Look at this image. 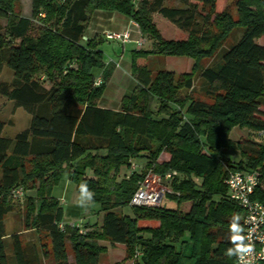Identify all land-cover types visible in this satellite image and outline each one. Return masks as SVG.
<instances>
[{
    "label": "trees",
    "instance_id": "obj_1",
    "mask_svg": "<svg viewBox=\"0 0 264 264\" xmlns=\"http://www.w3.org/2000/svg\"><path fill=\"white\" fill-rule=\"evenodd\" d=\"M133 1L31 0L24 18L15 12L20 0H0V72L13 73L12 83L0 82V96L30 116L13 140L1 137L0 121V264H69L67 244L74 264H100L108 245H122L125 260L138 254L135 264H235L244 212L228 199V171H257L252 199L264 203V143L231 138L235 129L264 137V45L257 43L264 38V0H234L236 19L216 14V0H178L183 9L165 7L166 0ZM95 11L128 18L150 47L130 51L135 86L117 110L99 107L114 65L104 63L100 41L83 39ZM154 15L186 38L163 39ZM236 30L240 39L225 48ZM219 51L220 64L201 66ZM152 56L193 64L189 73L153 74ZM94 69L102 70L99 85ZM196 72L210 102L191 96ZM223 151L242 158L230 162ZM161 154L168 159L159 162ZM141 157L163 179L175 173L166 183L168 205L130 206L147 171L119 176ZM64 176L101 214L100 223L80 227L83 233L57 227L64 210L52 189ZM17 188L26 193L23 230L7 236ZM126 207L130 216L120 213Z\"/></svg>",
    "mask_w": 264,
    "mask_h": 264
},
{
    "label": "rangeland",
    "instance_id": "obj_2",
    "mask_svg": "<svg viewBox=\"0 0 264 264\" xmlns=\"http://www.w3.org/2000/svg\"><path fill=\"white\" fill-rule=\"evenodd\" d=\"M134 4L137 2L134 0ZM29 1L27 0H22V2H19V4L16 6L15 12L19 13L20 16L21 14L24 16L29 15ZM165 7L169 8H176V9H183L182 5L179 3L178 0H166L164 3ZM223 12L230 13L233 19H236V10L234 8V0H216V9L215 13L216 14H221ZM153 22L157 29L159 30L161 36L165 40H184L186 38V35L182 33L181 31L177 30L174 28L171 24H169L166 20H164L161 16L159 15H154L152 17ZM5 25V20L0 19V28L2 29ZM241 30H236L234 31L229 38L227 39L226 44L224 45L225 48H230L231 46L235 45L238 40L241 37ZM98 41L101 42L100 49L103 53V61L108 60V58L115 59L116 55L121 52V46L120 43L118 44L117 42L113 41H106L105 39L103 40L102 38H99ZM258 44L264 45V38H261L257 41ZM136 46H127L126 49L128 50H134ZM140 48H150L147 45V42L144 40V43ZM137 48V49H140ZM128 55V54H127ZM221 56L222 52H218L211 60H202L200 62L202 67L206 66H213L216 64H220L221 62ZM128 57V56H127ZM147 66L149 70L155 74L157 71L164 70L168 72H172L175 75H180L183 73H189L193 64V61L188 58H183V57H161V56H152L147 60ZM120 69L125 70L122 64H119ZM13 81V73L11 70H9L7 67H3L2 71L0 72V82H6V83H12ZM109 82V81H108ZM107 82V83H108ZM95 83H101V79H96L95 78ZM123 86H116L117 82L111 81L108 83V89L105 92V94L102 97V104H116V102L119 100V98L122 96L123 93H125L128 88H129V83H130V77L127 74H124V77L122 79ZM43 84L45 85L46 88L50 86L49 82L44 81ZM191 96L194 99L197 100H203L206 102H210V100L206 97H204V89H203V83L202 81L198 78L197 72L194 73V89L191 92ZM158 108V104L156 102L153 103L152 109L154 112H156ZM262 111H264V108H262ZM155 118H161V117H156ZM0 121L3 123V131L1 133V137L5 139H10L13 140L17 134L20 132L26 130L29 126L30 122V116L21 108H16L14 106V103L11 101H8L7 99L3 98L0 96ZM231 138L233 140H239V141H244L245 139H251L253 142L257 144H262L264 143V137L260 135V133H248L245 130L241 129H235L232 134ZM245 146V145H243ZM246 151H248V147H246ZM251 148H249L250 150ZM223 157L225 159H228L230 162H238L242 157H240L239 153H233V152H228V151H223L222 152ZM168 156L165 154H161L159 157V162L163 160H167ZM146 162L147 159L145 157H141L136 160H132L130 164V169H122L120 172L121 177H127L130 175L132 172H136L138 174L145 173V178L143 181L144 188L147 190L151 191H159L165 188L166 182L163 180L162 177H159L156 174H153L150 170H146ZM224 171H227V167L224 166ZM167 175V174H166ZM64 177L62 178V180ZM226 179V178H225ZM262 183V182H261ZM61 185V181L55 186L52 191L57 192L58 188ZM168 185V184H167ZM74 187V192H69L67 191L66 193V202L61 198L57 199L60 201L62 205H66L64 207V211L70 212L73 211V209L77 206L82 207L80 208L79 211L81 212L82 215H80L82 218H86L89 214L94 216L95 223H100L101 221V214L98 213V206L94 204L87 203L83 200V198L76 192L75 186L72 184ZM28 194V192H27ZM30 194V193H29ZM28 194V195H29ZM26 193H24L23 197L20 199H14L12 201L14 205V212L10 215H8L5 219V230L6 232H10L12 230L20 229L23 230L21 220L23 217V203H24V196ZM167 202L166 198L163 199L162 204H165ZM161 204V206H162ZM69 205V206H68ZM168 205V202L166 203ZM86 206V207H85ZM90 208L92 211L89 212L88 208ZM118 211L117 213H119ZM123 215H131L130 208L126 207L123 208L120 212ZM72 218H79V216L74 213L72 215ZM70 222V221H69ZM65 224V223H63ZM68 224V223H67ZM72 225L75 223H71ZM69 224V225H71ZM138 225L141 227H155L157 224L155 222H150V221H139ZM83 226V225H81ZM23 236V235H22ZM103 245H107L106 242H102ZM119 246V245H118ZM109 252L107 254H103L100 256L99 263L100 264H109L110 257L111 258H116L119 254V250L116 248L114 250H108ZM67 254L71 255L70 251V246L67 244ZM136 256V255H135ZM135 256L131 260H127L126 264H135ZM50 264V262H48Z\"/></svg>",
    "mask_w": 264,
    "mask_h": 264
},
{
    "label": "built area",
    "instance_id": "obj_3",
    "mask_svg": "<svg viewBox=\"0 0 264 264\" xmlns=\"http://www.w3.org/2000/svg\"><path fill=\"white\" fill-rule=\"evenodd\" d=\"M64 1V0H59ZM43 17V15H40ZM137 33L138 38L132 39V34ZM84 39V38H83ZM104 39L113 41L122 45L133 43L140 48L144 43L137 25L130 22V26L120 32H105ZM115 64V67H118ZM100 83H95L99 85ZM175 173L167 174L164 181L168 183ZM260 184V174L257 171L253 172H236L228 171L225 185L227 187L228 199L237 204L244 212L242 229L235 234L236 239H240L242 248L236 256L235 264H264V203L253 200L255 190ZM167 192V187L159 191H149L144 188L143 182L130 200V206L156 208L161 206L164 194ZM14 199H20L24 195L22 188H17L12 191ZM79 229V233H83L78 225H69ZM58 229L64 231V224L61 223ZM138 255V254H137ZM136 255V256H137Z\"/></svg>",
    "mask_w": 264,
    "mask_h": 264
},
{
    "label": "crops",
    "instance_id": "obj_4",
    "mask_svg": "<svg viewBox=\"0 0 264 264\" xmlns=\"http://www.w3.org/2000/svg\"><path fill=\"white\" fill-rule=\"evenodd\" d=\"M29 1V15L28 16H24L21 14V17H24V18H29L30 17V12H31V0H27ZM20 2H22V0H20ZM130 20L118 13H111V12H102V11H95L92 15H91V18L87 24V28L85 30V34H84V40H96L98 41L99 38H102L104 40V33L105 32H120V31H123L125 30L127 27L130 26ZM138 38V34L137 33H133L132 34V39H137ZM119 44V43H118ZM135 46L133 43H130V44H125V45H122L120 44L121 46V52L117 55L115 54L116 58L115 59H111V58H108V60H105V64L107 63H112L114 65V68H113V71H112V74H111V77L110 79L108 80L110 83L111 81H115L117 82L116 86L120 85V86H123V83H122V79L124 77V74H127L129 77H130V83H129V88L128 90L122 94V96L119 98V100L116 102V104H102L101 101H102V97L103 95L105 94V92L107 91L108 89V83L106 84V87H105V90H104V93L99 101V107L101 108H104V109H110V110H117L119 109V106H120V101L123 97L125 96H128L131 91L133 90L134 86H135V82L133 81V79L131 78L130 76V69H131V64H130V51L132 50H128L126 49L127 46ZM138 47H135V49H137ZM128 54V55H127ZM128 56V57H127ZM115 64H122L123 67L125 68V70H121L120 67H115ZM93 73V76L96 78V79H101V74H102V70L100 69H94L92 71ZM76 190V188H75ZM67 191L69 192H74V187L72 186V183H70L67 179L66 176H64V179L61 180V185L60 187L58 188V191L55 193L52 191V196L55 198V199H63L64 201L66 200V193ZM77 192V191H76ZM66 202V201H65ZM60 205L62 206L63 210H64V207L66 205H62L60 203ZM69 206V205H68ZM80 206V205H79ZM75 207L73 209V211H70V212H66L64 211V219H63V223L67 224H71V223H75L74 225H78L79 227H83L85 225H92L95 223V221L93 222V220H95L94 216L92 215H88L86 218H82L80 215L81 212L79 211V209L83 207ZM86 207V206H85ZM88 208V207H87ZM89 212L92 211L90 208H88ZM76 213L79 218H75L73 219L72 218V215ZM70 221V222H69ZM83 225V226H81ZM22 230L18 229H15V230H12L10 232H6L5 230V233L7 236H10L12 233H16V232H21ZM23 233V232H22ZM117 249L119 250V254L116 258H111L110 257V262L109 264H126L127 260H125V251H124V247L122 245H114V246H107L106 248V252L104 254H107L109 251L108 250H114V249ZM103 255V254H102ZM9 257H10V254H9ZM67 260H68V263L69 264H74L73 263V258H72V255H67ZM100 260V259H99Z\"/></svg>",
    "mask_w": 264,
    "mask_h": 264
}]
</instances>
